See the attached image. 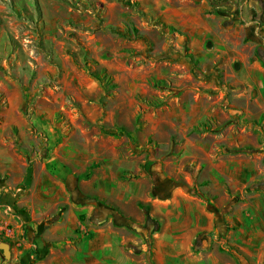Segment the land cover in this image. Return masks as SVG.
Masks as SVG:
<instances>
[{"label": "rangeland", "instance_id": "374dc122", "mask_svg": "<svg viewBox=\"0 0 264 264\" xmlns=\"http://www.w3.org/2000/svg\"><path fill=\"white\" fill-rule=\"evenodd\" d=\"M147 3L154 0H0V144H40L44 158L47 144H142L132 152H145L143 167L156 164L152 182L164 172L168 186L193 195L210 153L232 180L209 202L226 229L237 221L264 229V114L249 103L255 115H246L248 86L225 79L219 59L202 67L181 56L177 30L164 34L169 56L162 40L154 51L140 31L154 25Z\"/></svg>", "mask_w": 264, "mask_h": 264}, {"label": "crops", "instance_id": "0c3cea01", "mask_svg": "<svg viewBox=\"0 0 264 264\" xmlns=\"http://www.w3.org/2000/svg\"><path fill=\"white\" fill-rule=\"evenodd\" d=\"M211 1L154 0L142 6L154 25L139 19L140 31L154 38V51L162 40L164 55V34L173 28L185 47L178 43L181 56L202 67L219 59L225 79L248 86L246 115H255L250 103L260 116L264 0H214L216 7ZM39 145L0 144V240L10 245L8 264H264V229L237 221L235 231L227 230L217 204L209 203L232 181L210 153L208 177L196 180L193 195L168 186L163 171L152 182L156 164L145 168V152H132L142 144H47V158ZM9 204L12 212L4 209ZM224 242L242 250L238 258L212 247Z\"/></svg>", "mask_w": 264, "mask_h": 264}, {"label": "water", "instance_id": "95a60500", "mask_svg": "<svg viewBox=\"0 0 264 264\" xmlns=\"http://www.w3.org/2000/svg\"><path fill=\"white\" fill-rule=\"evenodd\" d=\"M9 243L7 241L0 240V250L2 251L3 255V262L2 264H8V261L10 259V249H9Z\"/></svg>", "mask_w": 264, "mask_h": 264}, {"label": "trees", "instance_id": "16d2710c", "mask_svg": "<svg viewBox=\"0 0 264 264\" xmlns=\"http://www.w3.org/2000/svg\"><path fill=\"white\" fill-rule=\"evenodd\" d=\"M210 4L213 6V7H216V3H215V1L214 0H212L211 2H210ZM94 76L96 77V78H98V79H103V76L102 77H100L98 74H96V73H94Z\"/></svg>", "mask_w": 264, "mask_h": 264}, {"label": "built area", "instance_id": "2783aa9c", "mask_svg": "<svg viewBox=\"0 0 264 264\" xmlns=\"http://www.w3.org/2000/svg\"><path fill=\"white\" fill-rule=\"evenodd\" d=\"M4 209H5L6 212H12V210H13L11 204L6 205V206L4 207Z\"/></svg>", "mask_w": 264, "mask_h": 264}]
</instances>
